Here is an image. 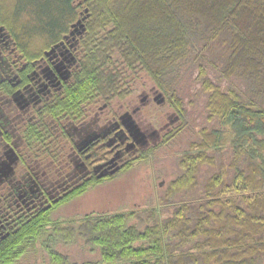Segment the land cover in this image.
Instances as JSON below:
<instances>
[{"label": "trees", "instance_id": "16d2710c", "mask_svg": "<svg viewBox=\"0 0 264 264\" xmlns=\"http://www.w3.org/2000/svg\"><path fill=\"white\" fill-rule=\"evenodd\" d=\"M81 5L92 77L119 93L145 75L180 114L177 173L146 205L37 221L0 264H264V0H7L6 11L28 40L56 36Z\"/></svg>", "mask_w": 264, "mask_h": 264}, {"label": "flooded vegetation", "instance_id": "af4514ba", "mask_svg": "<svg viewBox=\"0 0 264 264\" xmlns=\"http://www.w3.org/2000/svg\"><path fill=\"white\" fill-rule=\"evenodd\" d=\"M6 3L0 0V249L130 173L136 158L165 154L181 121L145 75L127 78L118 93L114 78L102 87L85 69L86 6L56 36L36 31L26 40Z\"/></svg>", "mask_w": 264, "mask_h": 264}, {"label": "rangeland", "instance_id": "374dc122", "mask_svg": "<svg viewBox=\"0 0 264 264\" xmlns=\"http://www.w3.org/2000/svg\"><path fill=\"white\" fill-rule=\"evenodd\" d=\"M188 95L191 100L195 99L193 93ZM187 107L189 108L187 121L190 124L200 122L202 113L197 109V104L188 102ZM183 122L181 119L179 125L181 126ZM180 141L176 138L165 154L157 153L147 164L136 166L128 174H118L113 183L89 190L75 201L60 207L59 212L64 214L63 216H71L89 211L118 210L135 204H148L159 191L157 188L164 187L177 173V151L181 145Z\"/></svg>", "mask_w": 264, "mask_h": 264}, {"label": "water", "instance_id": "95a60500", "mask_svg": "<svg viewBox=\"0 0 264 264\" xmlns=\"http://www.w3.org/2000/svg\"><path fill=\"white\" fill-rule=\"evenodd\" d=\"M86 12H88V9H86ZM81 21H82L81 19L78 20V22H81ZM82 26H84V25H82Z\"/></svg>", "mask_w": 264, "mask_h": 264}]
</instances>
